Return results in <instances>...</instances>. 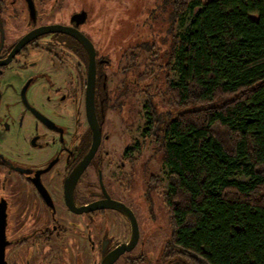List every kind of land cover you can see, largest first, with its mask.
Returning a JSON list of instances; mask_svg holds the SVG:
<instances>
[{"label": "trees", "instance_id": "obj_1", "mask_svg": "<svg viewBox=\"0 0 264 264\" xmlns=\"http://www.w3.org/2000/svg\"><path fill=\"white\" fill-rule=\"evenodd\" d=\"M158 7L170 9L166 22ZM145 27L139 45L159 44L167 74L164 102L146 93L144 138L167 169L171 256L264 264V0H159Z\"/></svg>", "mask_w": 264, "mask_h": 264}, {"label": "flooded vegetation", "instance_id": "obj_2", "mask_svg": "<svg viewBox=\"0 0 264 264\" xmlns=\"http://www.w3.org/2000/svg\"><path fill=\"white\" fill-rule=\"evenodd\" d=\"M108 14L109 12L105 6L102 4L97 5L96 0H0V80L19 58L30 54V48L42 50L47 57L53 60L52 72L40 73V75L34 76L27 82L22 94L26 96L27 100V92L30 87L39 79L46 78L48 85L53 89L52 92L58 94V99L56 98L52 103L57 104L60 108L65 106V110L71 113L70 117L75 115L74 128L71 129L70 127L68 130L66 127L58 125L51 117L43 116L36 110L42 115V124L50 130V133H54L60 138L61 147L63 148V151L59 154L60 156H57V158L59 157L58 163L61 166L63 165L62 170L58 171V177L60 178V181H58L59 193L51 191L49 189L50 184H48L49 186L44 184L51 201H46L40 195L32 181L40 173L43 182V177L51 170L41 172L40 169L22 168L10 164L8 160L6 161L1 156L0 164H9L11 173H15L27 183L33 184L39 199V202L37 201L35 205L38 212L33 221L37 227L26 235L25 239L21 238L12 245L10 255L14 252L12 254L15 258L13 264H102L104 258L112 251L130 244L132 236L130 219L118 210L104 208L84 213H73L65 203V180L87 155L93 141V133L86 112L90 58L84 45L70 34L50 32L34 37L19 53L12 57L8 64H3L16 45L26 35L42 27L50 26L78 29L93 43L96 50L95 113L102 130V140L97 152L75 187L74 201L76 206H89L106 199V196H108L110 199L126 205L133 212L139 229L138 242L131 251L123 253L113 264H177L171 256L170 245L167 243L173 235L169 216L167 214L164 223L163 219H159L162 214L157 211L158 203L154 198V193L159 190V187L151 183H137L134 180L132 182L130 180L129 183L126 179L117 181L116 184L111 186L104 183L102 172L103 163L105 162L104 157L105 155L109 156V154H106L107 150L102 149V147L105 141L109 139V134L105 132L108 114L112 109L117 110V106L121 108L117 111L121 115L125 111V102L118 101V96H124V80H121L122 84L119 87L116 85L117 89L111 90L109 88V75L116 73V69L112 64V50L105 46V43L110 44L112 42L111 37H108L111 29H107L106 32L102 30L110 24ZM124 27L127 26L124 25ZM97 33L101 36L99 38L101 39L100 44H104V48L100 50L97 49L93 38ZM122 51L124 53L120 57L119 64L127 58L128 54L127 47H123ZM129 66H125L123 69L120 66L121 74L127 73L129 70L135 71L136 75L139 74L140 76H137L131 82L134 85L137 84V81L144 82L141 77L145 76L146 69L139 72L140 68ZM61 76H63L61 83H65V85L59 84ZM76 77L79 81L78 85L74 86L71 78L75 79ZM68 78L69 81H65ZM148 84L149 82L146 86ZM64 86L71 87L65 89L68 92L67 94L63 90ZM144 89H142V93ZM21 103L27 112H31L26 107L22 95ZM73 103L78 104L75 107L76 113L67 108L68 104L72 106ZM144 107L146 108V104ZM31 113L33 114V112ZM58 119L64 120L66 118L65 115H61ZM143 133L142 137L144 138ZM35 143L37 144L36 141ZM138 143L140 142H135V144L122 150L120 160H125L131 166H134L139 160L138 157L142 154L139 155L138 153ZM135 145L137 150L133 149ZM141 147L143 151V144H141ZM134 154L137 157L134 158ZM121 163L123 166L126 165L125 162ZM91 168L94 169L97 175V189L93 188L96 187L95 184L87 183L89 187H86L85 191L79 190L82 178ZM49 179L51 180V177ZM52 179L53 182H56V177ZM124 189L126 192H124ZM60 202L63 203L62 208H58V206H61ZM102 221L105 222V226H103ZM86 232L90 235L87 240L85 238ZM158 232L165 234L158 244H154L150 240L146 245L145 237L148 238L149 235L152 236ZM182 264H187V262L183 260Z\"/></svg>", "mask_w": 264, "mask_h": 264}, {"label": "rangeland", "instance_id": "obj_3", "mask_svg": "<svg viewBox=\"0 0 264 264\" xmlns=\"http://www.w3.org/2000/svg\"><path fill=\"white\" fill-rule=\"evenodd\" d=\"M209 1L202 0L203 4ZM96 2L97 5H104L109 12L108 20L110 24L102 29L105 32L107 29H111L108 37H111L112 42L110 44L105 43V46L112 50V64L116 69V73L109 75V88L111 90L117 89L116 85L119 87L122 84V79L125 84L124 96H118V101L125 102L124 114L121 115L117 112L121 110L117 106V110H110L106 121L105 132L109 134V139L105 141L102 149L107 150L106 154H109V156L105 155L104 157L105 162L102 171L104 183L111 186L116 184L117 181L126 179L129 183L130 180L131 182L134 180L137 183L153 184L152 177H158L163 181V184L154 193V198L158 203L157 211L162 214L158 218L163 219L165 223L168 213L164 206L163 194L169 190L167 169L161 163V154L155 151L150 139L145 140L142 137V133L147 128L148 116L147 109L144 107L147 103L148 94L146 93L161 96V101L164 102L166 100L164 90L167 74L162 73L161 65L164 61L162 59L164 54L159 57V44H153L152 48H142L139 45L140 42L147 41L146 33H150L148 28L145 27L146 15L153 6H157L159 0H96ZM157 9V13H160L159 21L166 22L170 9L168 7L164 9L158 7ZM199 10L200 8H197L195 12ZM191 19L192 15L188 14L183 25H176L175 33H185ZM124 25L127 27H124ZM164 26L166 31L168 29L167 23ZM100 37L99 33L95 37L93 36L98 50L104 48V44H100ZM123 47H127L128 54L127 58L119 64L120 57L124 53L122 51ZM29 53V55L19 58L16 63L11 65L9 71L0 80V160L2 156L10 164L22 168L40 169L41 172L51 170L43 177V182L47 186L50 184L49 189L51 191L59 193L58 181H60V178L58 177V171H61L63 167L58 163L59 157L57 158L63 151L60 138L54 133H50V130L40 123L31 112H27L21 103L22 90L27 82L34 76L40 75V73H51L53 60L47 57L42 50L30 48ZM120 66L121 69L125 66H135L141 69L139 72L146 69L145 76L141 77L144 82L137 81V84L134 85L131 81L140 75H136V72L132 70L121 74ZM62 78L63 76H61L59 84L65 85V83H61ZM169 78L177 82L179 80L177 70H172ZM65 81L68 82L69 78ZM71 81L74 86L78 85L79 80L77 77L75 79L71 78ZM145 82H149L147 88ZM70 86H64L63 90L67 87L71 88ZM142 89H144L143 93ZM52 90L46 78L39 79L28 90L27 100L32 108L42 115L51 117L58 125L64 126L68 130L70 127L73 129L75 115L70 117L71 113L65 110V106L60 108L57 104L52 103L58 97V94H54ZM67 93L66 91L65 94ZM113 101L116 103L114 98ZM77 105L76 103H73L72 106L68 104L67 108L76 113L75 107ZM61 115H65L66 119H58ZM68 117L70 119L66 121ZM33 140H36L37 144ZM135 142L143 144V151L142 156L138 157V162L131 166L125 160H120L121 152L127 146L135 144ZM133 157L135 158L137 155L134 154ZM121 162H125L126 165L123 166ZM8 165H0V205L4 202L6 207V260L7 264H13L15 258L12 254L14 252L10 255L12 245L21 238L25 239V236L37 227L33 221L38 212L35 205L37 201L39 202V199L33 184L31 185L23 180L21 176L11 173ZM49 177H51V180ZM53 177H56V182H53ZM87 183L95 184L96 187L93 188L97 189L98 179L93 168L82 178L79 190L85 191L86 187H89ZM124 192H126L125 189ZM60 204L61 206H58V208H62L63 203L60 202ZM102 223L105 226V222L102 221ZM85 234L87 240L90 235L87 232ZM164 235L163 232H158L155 235H149V239L146 236L145 243L147 245L152 240L154 244H158Z\"/></svg>", "mask_w": 264, "mask_h": 264}, {"label": "water", "instance_id": "obj_4", "mask_svg": "<svg viewBox=\"0 0 264 264\" xmlns=\"http://www.w3.org/2000/svg\"><path fill=\"white\" fill-rule=\"evenodd\" d=\"M50 32H64L74 36L84 45L86 50L89 53L90 64H89V72H88V87L86 92V112H87V120L91 127L93 133V141L92 146L87 153V155L83 158V160L73 169V171L69 174L67 179L64 183V199L67 207L73 213H84L90 212L93 210H99L104 208H110L118 210L128 216L130 222L132 224V236L130 240V244L123 245L116 250L112 251L109 255H107L102 264H113L123 253L126 251H131L138 242L139 238V229L137 226L136 218L133 215L131 209H129L126 205L110 199L108 196L107 198L101 201H97L89 206H81L78 207L74 201V190L75 187L83 174L84 170L89 165L90 161L94 157L95 153L97 152L101 140H102V130L100 124L96 118L95 113V83H96V50L93 43L83 35L78 29H72L69 27H61V26H50V27H42L29 33L26 35L13 49L7 60L3 64H8L12 57L15 56L17 53L21 51L34 37ZM24 103L26 107L33 112L35 117L40 123L43 122L42 115L34 110L31 105L27 102L26 96L22 94ZM44 116V115H43ZM34 142L36 140H33ZM33 184L35 185L36 189L40 193V195L46 200L51 201V198L48 194V191L41 180V175L38 173L34 179L32 180ZM107 195V194H106ZM6 247H7V240H6V207L5 203L2 202L0 205V264H7L6 260Z\"/></svg>", "mask_w": 264, "mask_h": 264}]
</instances>
